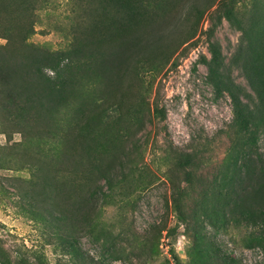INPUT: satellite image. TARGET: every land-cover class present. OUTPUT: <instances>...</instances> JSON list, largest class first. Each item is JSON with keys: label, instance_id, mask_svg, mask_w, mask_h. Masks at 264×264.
Masks as SVG:
<instances>
[{"label": "rangeland", "instance_id": "rangeland-1", "mask_svg": "<svg viewBox=\"0 0 264 264\" xmlns=\"http://www.w3.org/2000/svg\"><path fill=\"white\" fill-rule=\"evenodd\" d=\"M93 1V7L86 15L87 12L79 8L80 0H0V47L7 45L16 26L25 28L33 20L35 32L29 35L28 43L52 52L65 50L73 41L74 30L77 32L81 26L79 31H83L87 25L91 26L93 8L104 3L103 0ZM91 3L92 0L85 2L87 7H91ZM132 3L139 5L141 0ZM224 11L222 0H168L165 9L153 12L148 18L145 15L138 27L123 30L126 33L116 36L107 45L110 48H105L109 54L108 63L115 59L113 69L106 63L118 77L113 87L108 89L111 83H101L115 79L110 69L95 83H84L83 89L93 90L94 99L104 98L103 88H107L106 97L112 98L109 101L120 105V111L132 118L126 125L121 122L120 130L114 127L111 131L117 138L116 142H111L115 145L116 161L110 162L109 155L96 158L97 162L101 160V168L106 171L103 175L96 174L93 179L106 192L110 191L108 184L115 185L112 198L108 197L112 202L104 204L100 199L104 205L99 221L109 232L107 239L110 240L107 250L102 252L104 264H176L172 248L188 264L187 251L193 240L177 220L172 203L173 186L177 187L179 183L183 188L188 184L184 180V169L179 167V160L185 153H195L194 188L192 196L185 199L190 212H194L205 198L212 202L221 194L229 201L232 192H243V188H247L244 196L253 209L251 178L253 174L260 175L264 169V134L256 154L261 160L256 161L251 155V138L246 137L244 147L251 154L241 163V175L236 171V178L223 183L225 176L231 175L235 168L237 154L234 148L240 137L244 139V134L241 135L235 124L236 112L229 93L225 90L217 93L210 83L207 61L212 57L211 44L220 47V57L224 59L222 72L227 81L238 85L247 111L253 110V97L257 100L259 95L255 88L257 81L251 80L252 56L258 52L259 35L264 33V0L235 3L233 21L224 16ZM128 14L129 11L126 16ZM135 39L140 40L137 45L133 44ZM138 70L140 73L136 75ZM157 105L163 110L164 118L161 113H156ZM101 109L99 106V113L103 111ZM76 110L74 103L59 112L55 144L58 140L62 142L76 124L88 120L79 117ZM3 118L0 115V259L17 264L19 251L29 264H36V258L47 264H75L73 260L77 264H96L101 261L100 245L92 242L89 236L79 238L80 251L72 259L63 251L54 229L20 211L17 201L26 187L24 180L31 173L27 168L16 167L18 164L14 162L20 159L14 150L6 152L7 149H3V146L18 149L17 142L23 140V133L15 131L17 127L14 130L8 126ZM42 132L43 128L34 134ZM106 132L110 131L101 129L96 134L102 148L108 137ZM32 145L37 147V142ZM25 158L32 157L25 155ZM61 168V172H67L69 165ZM16 178H19L18 186ZM243 178L247 179L245 183ZM89 180L84 182L89 183ZM241 183H248V186ZM82 194L94 200L87 192ZM72 200L73 209H77L76 219L85 212L94 214L93 209L100 204H86L82 197ZM229 216L233 218L229 229L206 224L204 234L210 245L219 248L230 264H264V247L253 246V241H249L255 227L237 225V213ZM63 220L69 224L67 219ZM165 226L167 230L177 227L176 232L169 238L164 230L157 242L160 229ZM79 227L75 228L77 235ZM156 242L155 253L151 246ZM90 256L95 260L92 261Z\"/></svg>", "mask_w": 264, "mask_h": 264}, {"label": "trees", "instance_id": "trees-1", "mask_svg": "<svg viewBox=\"0 0 264 264\" xmlns=\"http://www.w3.org/2000/svg\"><path fill=\"white\" fill-rule=\"evenodd\" d=\"M86 1L90 0H80L79 8L88 15L94 1L92 0L91 7H87ZM103 1L102 5L93 8L91 16H94V21L91 26L87 25L85 30L79 31L81 26L77 25L78 31L74 30L73 41L65 50L52 52L28 43L29 35L35 32L33 20L25 28H21V25L16 26L9 35L7 45L0 47V115L4 117L3 121L8 123V126L10 125L14 130L17 127L15 131L23 133V140L16 144L18 149L12 145H10L12 147L3 146V149H7L6 152L14 150V154L20 159L14 162L18 164L16 167L27 168L31 173L30 177L24 180L26 187L20 192L17 205L21 212L54 229V234L63 251L72 259L79 254L78 240L81 236H89L92 242L99 243V255L102 259L96 264H104L102 252L107 250L106 246L110 243L107 239L109 232L104 230V224L100 223L99 219L103 205L112 202L111 199L108 200V197L112 198L115 187L113 184H108L111 193L106 192L103 186L93 179L96 174L103 175V171H106L101 168V160L97 162L96 158L100 155H109L110 162L116 161L115 145L113 146L112 143L116 142L117 138L111 134V131L114 127L116 130L121 122L126 125L132 120L130 116L120 111V105L109 101V99L112 100L111 96L106 97L107 90L110 86L113 87V82L118 77L112 72L115 59L108 63L109 54L105 52V48H110L107 45L116 36L126 33L123 30L138 27L145 15L148 18L153 12L165 9L168 2V0H141L139 5H131L133 0ZM137 1L134 0L132 4H137ZM222 1L225 5L224 16L233 21V6L240 0ZM127 11L130 13L128 16H126ZM139 42V39H135L133 44L137 45ZM257 42L258 52H254L252 56L251 80L257 81L255 88L258 90L259 99L256 100L253 97L255 103L253 110L247 111L238 85L231 80L227 81L226 75L222 72L224 59L220 57V47H215L212 43L210 47L212 57L209 61L206 60L209 66L210 83L217 93H222L224 90L229 93L236 112L235 124L239 126L241 135L244 134V139L240 137L237 147L234 148L237 154L235 168L231 175H226L228 171L226 169V178L222 181L223 183L225 180L236 178V171L241 175V163L251 154L244 147L243 141L246 137L251 138L249 141L253 149L251 155L254 159L256 157V161L261 160L256 154L264 134V116L262 115L264 112V33L259 35ZM9 58H12V61H8ZM106 63L112 69L108 68ZM124 66L125 64L122 68ZM108 69L114 74L115 79L112 78L111 82L103 80L102 84L111 83V85L108 84V89L103 88L104 98L101 96L94 99L93 90L90 92L83 89L84 83H95L102 79L104 71ZM139 73L140 70L136 72V75ZM74 103L77 104L76 111L79 117H85L88 120L83 124H76L66 133L62 142L58 140L55 144L54 135L59 130L58 122L56 124L58 114L63 108ZM99 106H102L101 110H103L100 113ZM155 111L157 114L161 113L162 118L165 117L158 105ZM41 128L44 132L34 134ZM101 129L110 131L105 134L108 137L105 139L104 148L98 144L99 136L96 137ZM4 132L13 133L7 130ZM33 139L37 142V147L32 145L36 143ZM25 155L32 158H25ZM194 158L195 153L188 152L179 160V167L184 169V180L188 184L183 188L179 183L177 187L173 186L172 194L177 220L185 226V232L193 240L187 251L190 256L188 264H230V261L220 254L219 248L210 245L204 234L207 223L217 229H229L233 221V218L229 216L230 213H237L235 217L237 225L254 226L255 229L249 241H253V246L264 247V169L260 175L253 174L251 178L253 179V209L250 208L244 196L247 188H243V192H232L229 201H225L221 194L216 195L212 202L205 198L194 212H190L186 207L185 199L192 196L194 188ZM66 164L69 165L68 171L61 172V166ZM16 179V186H18L19 178ZM87 179H90L89 183L84 182ZM244 180L247 179L243 178V183H245ZM243 183L241 184L248 186V183ZM84 192H87V195L94 200L91 201L83 196ZM74 197H82L86 204L95 202L100 204L93 209L94 214L85 212L80 219H76L74 214L77 209H73L72 204ZM100 199L104 204L100 202ZM64 218L69 224L63 222ZM70 218L73 219V223ZM78 225H80L79 235L75 231ZM176 229L177 227L167 230L166 226L161 228L157 242L164 230L167 231L166 237L171 238ZM157 242L151 246L155 253L158 248ZM249 246L252 244L249 243ZM171 253L176 264H185L174 248L171 249ZM36 259V264H47L41 258ZM90 259L95 260L93 256H90ZM0 260V264H8L2 258ZM230 260L233 262L232 258ZM73 261L75 264L78 263L76 260ZM16 262L29 264L19 251H17Z\"/></svg>", "mask_w": 264, "mask_h": 264}]
</instances>
